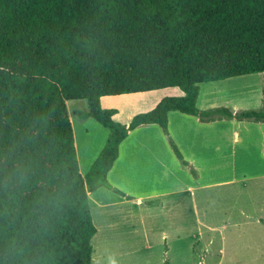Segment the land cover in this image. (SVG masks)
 Wrapping results in <instances>:
<instances>
[{
    "label": "trees",
    "instance_id": "16d2710c",
    "mask_svg": "<svg viewBox=\"0 0 264 264\" xmlns=\"http://www.w3.org/2000/svg\"><path fill=\"white\" fill-rule=\"evenodd\" d=\"M264 72V0H0V264H92L88 191L129 131L198 110V84ZM178 86L128 123L100 97ZM264 102V86H263ZM86 99L107 139L82 175L66 101ZM170 146L183 163L175 143ZM167 261L165 260V264Z\"/></svg>",
    "mask_w": 264,
    "mask_h": 264
},
{
    "label": "crops",
    "instance_id": "0c3cea01",
    "mask_svg": "<svg viewBox=\"0 0 264 264\" xmlns=\"http://www.w3.org/2000/svg\"><path fill=\"white\" fill-rule=\"evenodd\" d=\"M229 78L199 83L195 101L197 109L224 107L233 114L242 111L240 101L230 104L229 99H225L220 92V81L229 82ZM263 85L264 80L258 83L257 96L260 92L262 97ZM128 94L138 95L105 99ZM183 94L180 87L167 86L142 92L103 95L100 105L103 108H115L117 112L112 115V119L128 123L135 114L152 109L164 96ZM234 99L238 97L234 96ZM260 105L264 109V102ZM167 118V133L157 124L140 125L129 131L120 142L118 156L106 175L111 187L99 186L88 191V202H93L98 208L130 205L128 214L134 211L137 214L136 225L131 227L132 233L142 240L144 248L151 243V218L158 212L172 214L177 209L182 214L177 220L183 225L186 207L192 213L193 223L192 232L187 233V236L200 237V213L202 204H207V200L197 191L208 186H236L242 194V202H245L241 212H246L243 209L249 206L252 197L247 193L248 187L256 189L258 196L262 194L260 198L264 205V120L226 116L201 119L198 115L178 110L169 111ZM169 139L175 143L187 164L177 158ZM204 174H208L207 179H203ZM260 220L264 221V218ZM156 240L158 243L166 241V245V233L161 232Z\"/></svg>",
    "mask_w": 264,
    "mask_h": 264
},
{
    "label": "rangeland",
    "instance_id": "374dc122",
    "mask_svg": "<svg viewBox=\"0 0 264 264\" xmlns=\"http://www.w3.org/2000/svg\"><path fill=\"white\" fill-rule=\"evenodd\" d=\"M228 80L229 82L219 83L220 92L225 99H229L228 103L240 101V110L261 108L263 91L262 97L260 92L257 96L256 88L264 80V72L245 74ZM130 95L138 94L108 96L105 99H120ZM234 96L238 99H234ZM66 106L72 124L80 172L85 175L104 145L108 130L91 117L78 116L76 112L87 110L86 99H69ZM208 174H204L203 179H207ZM248 189L247 193L252 197L249 206L243 209L246 212H241L245 202H242V194L236 186L217 184L198 190L197 194L207 200V204H202L200 213V237L187 236V233L192 232L193 223L192 213L186 207L183 225L177 220L182 216L177 209L172 214L154 213L149 231L151 243L145 248L142 240L132 233L131 227L136 225L137 214L135 211L128 214L129 204L98 208L93 202H89L92 220L97 228L90 241L92 264H165V260L166 264H264V221L260 220L264 218V205L260 198L262 194L258 196L256 189ZM161 232L167 235L166 245V241L158 243L156 240ZM118 234L121 235L118 237Z\"/></svg>",
    "mask_w": 264,
    "mask_h": 264
}]
</instances>
